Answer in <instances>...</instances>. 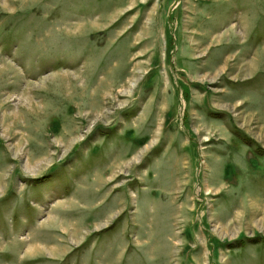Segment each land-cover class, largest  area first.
Masks as SVG:
<instances>
[{
	"label": "rangeland",
	"instance_id": "1",
	"mask_svg": "<svg viewBox=\"0 0 264 264\" xmlns=\"http://www.w3.org/2000/svg\"><path fill=\"white\" fill-rule=\"evenodd\" d=\"M0 264H264V0H0Z\"/></svg>",
	"mask_w": 264,
	"mask_h": 264
}]
</instances>
